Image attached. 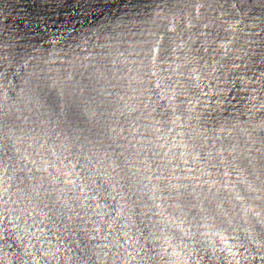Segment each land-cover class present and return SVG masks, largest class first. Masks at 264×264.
Here are the masks:
<instances>
[{
  "label": "clouds",
  "instance_id": "clouds-1",
  "mask_svg": "<svg viewBox=\"0 0 264 264\" xmlns=\"http://www.w3.org/2000/svg\"><path fill=\"white\" fill-rule=\"evenodd\" d=\"M0 264H264V0H0Z\"/></svg>",
  "mask_w": 264,
  "mask_h": 264
},
{
  "label": "water",
  "instance_id": "water-1",
  "mask_svg": "<svg viewBox=\"0 0 264 264\" xmlns=\"http://www.w3.org/2000/svg\"><path fill=\"white\" fill-rule=\"evenodd\" d=\"M232 179H234V178H232Z\"/></svg>",
  "mask_w": 264,
  "mask_h": 264
}]
</instances>
